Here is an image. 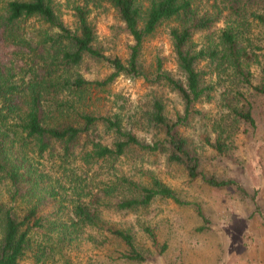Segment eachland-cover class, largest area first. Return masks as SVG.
<instances>
[{
    "label": "trees",
    "instance_id": "1",
    "mask_svg": "<svg viewBox=\"0 0 264 264\" xmlns=\"http://www.w3.org/2000/svg\"><path fill=\"white\" fill-rule=\"evenodd\" d=\"M194 1L83 0V7L72 8L76 23L75 29L71 30L56 14L54 0H0V42L16 39L18 43L28 44L22 27L29 20H36L46 27L43 34L35 37L39 38L35 42V56L39 60L34 69L25 71L23 78L27 82L0 79V185L6 188L8 197L6 201L0 197V264H19L28 252L36 253L38 260L48 254L62 255L64 245L90 227L98 233L101 244L115 245L110 250L114 258L107 257L109 252L104 258L124 263L145 262L148 255L137 249L133 235L106 222L102 218V209L135 212L146 209L156 200L171 201L179 206L187 203L153 174H147V180L142 182L115 173L113 164L129 153L140 161L145 155L163 154L165 164L181 168L189 180L200 179L212 190H231L246 196L241 184L231 179L205 177L187 139L176 129L198 113L194 106L199 101L210 99L211 88L203 85V72L197 69L201 59H208L215 69H231L232 80L243 82L251 91L249 98L237 96L245 107L232 113L238 123H243L245 130L257 129L256 99L264 97V65L257 52L261 49L256 46V54L254 51L250 53L245 47L239 48L238 39L242 34L240 23L249 14L264 27V17L259 13L264 10V0H201L209 7L202 13L195 10ZM101 2L115 10L123 29L133 39L134 44L124 63L119 58L104 56L95 44V30L88 21L89 11L85 5ZM222 11L237 24L236 28L230 26L221 30L218 44L195 52L191 45L194 34L211 30L221 18ZM165 22L176 23L170 28L169 36L183 82L167 74H160L158 79L164 80L179 95L183 115L169 123L161 104H154L152 123L165 129V137L162 142L150 145L124 131L118 115L94 116L86 111V103L90 99L87 96L90 87L100 89L120 74L132 78L142 76L138 64L142 43ZM90 62L106 63L114 72L101 82L85 81L80 70H87ZM252 62L262 65V75L255 85L250 83L253 75L249 64ZM98 125L113 134L110 144L102 143L95 134L94 128ZM58 149L64 160L77 158V154L85 166L96 165L99 169L105 167L106 171L114 172L109 182H102L101 188L86 196L88 201L82 203L78 199L77 204H73L67 211V220L62 219L63 206L60 204L46 211L49 203L57 202L55 197L45 201L41 197L52 178L48 171L34 167L33 157H30L45 154L55 157ZM20 199L26 204L24 209H19ZM196 209L204 224L208 223L201 209ZM255 210L259 211V208L255 207ZM144 233L154 248L156 240L152 230L145 228ZM37 238L43 243L39 244ZM65 264L71 263L66 260ZM101 264L105 263L101 261Z\"/></svg>",
    "mask_w": 264,
    "mask_h": 264
},
{
    "label": "rangeland",
    "instance_id": "2",
    "mask_svg": "<svg viewBox=\"0 0 264 264\" xmlns=\"http://www.w3.org/2000/svg\"><path fill=\"white\" fill-rule=\"evenodd\" d=\"M56 14L65 26L75 29L72 8L83 7V0H54ZM88 21L95 30V44L106 57L119 58L126 62L132 37L123 29L115 10L106 2L88 3ZM0 7L2 5L0 4ZM198 13L208 9L201 0L194 1ZM264 17V10L260 11ZM221 18L209 31L197 32L192 38V49L198 52L218 44L219 32L237 24L222 11ZM239 27V48L256 54L260 47L259 60L264 65V27L250 14L243 19ZM176 26L174 22H165L147 37L141 46L138 59L142 76L132 78L125 74L117 75L110 84L102 87H90L86 111L92 115L113 117L118 115L124 131L131 132L145 144L162 142L165 129L152 123L153 105L160 103L167 122H175L183 115V102L160 74H167L183 82V75L177 68L169 30ZM27 43H18L16 39L0 42V79L9 82H27L24 79L27 69H34L38 62L35 39L44 33L46 27L36 20L23 24ZM208 59H201L197 69L202 71L204 86L211 88L210 99H203L194 106L198 112L186 124L179 125L176 132L186 138L190 150L198 158L199 170L205 177L219 180L231 179L241 184L246 196L231 190L216 191L204 185L202 180H189L179 167L165 164L163 154L145 155L141 161L128 154L113 164L114 172L124 174L134 181L145 182L147 174H153L163 185L172 188L186 205H176L171 201L152 202L146 209L135 212H116L102 209V218L117 229L128 230L134 237L137 249L148 255L143 263H124L115 259L110 250L113 244H101L100 237L92 227L85 228L77 238L63 247V254L45 255L38 260L36 253H27L19 264H264V97L256 99L257 129L245 130L238 123L233 110L241 111L245 105L243 95L248 97L250 90L241 83L232 80L233 71L227 67L215 69ZM249 64L253 75L251 84L255 85L262 75L261 66ZM159 70V72H158ZM114 70L106 63L90 62L87 70L81 69L82 79L89 82H101ZM40 75V74H38ZM241 99V100H240ZM95 134L104 144H110L113 134L99 125ZM219 142V144H218ZM221 150V151H219ZM55 157L47 154L33 157V166L48 171L51 181L45 187L41 197L49 200L55 197L56 203H49L46 211L63 206L62 219L67 220V211L71 210L78 199L85 203L101 188L102 182H109L114 173L105 167L85 166L77 158L64 160L59 156L61 150H55ZM84 189V192L80 193ZM0 197L6 201V188L0 185ZM35 200V199H34ZM18 204L24 209L26 204L20 199ZM55 204V205H54ZM59 205V206H60ZM55 206V207H53ZM197 207L208 221L204 224L197 215ZM259 208V211L255 210ZM149 228L155 236L156 246H151L144 233ZM39 244L43 242L37 238ZM165 249V250H164ZM109 252V255L104 256ZM116 256V254H115ZM107 259V260H106ZM109 263H108V262Z\"/></svg>",
    "mask_w": 264,
    "mask_h": 264
}]
</instances>
